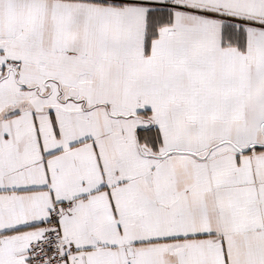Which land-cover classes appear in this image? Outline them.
<instances>
[{
  "label": "snow or ice",
  "instance_id": "obj_1",
  "mask_svg": "<svg viewBox=\"0 0 264 264\" xmlns=\"http://www.w3.org/2000/svg\"><path fill=\"white\" fill-rule=\"evenodd\" d=\"M0 264H264V0H0Z\"/></svg>",
  "mask_w": 264,
  "mask_h": 264
}]
</instances>
